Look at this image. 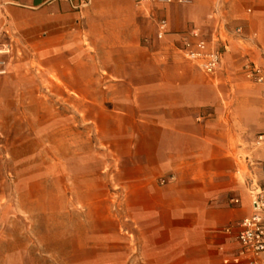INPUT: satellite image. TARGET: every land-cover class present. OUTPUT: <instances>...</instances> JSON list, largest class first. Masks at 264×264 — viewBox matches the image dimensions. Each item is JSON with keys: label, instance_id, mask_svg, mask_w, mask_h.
Returning <instances> with one entry per match:
<instances>
[{"label": "crops", "instance_id": "obj_1", "mask_svg": "<svg viewBox=\"0 0 264 264\" xmlns=\"http://www.w3.org/2000/svg\"><path fill=\"white\" fill-rule=\"evenodd\" d=\"M36 17L46 32L77 25L94 39L104 33V46L134 68L110 72L118 82L109 79L108 89L134 96L126 106L137 113L131 155L149 263L237 264L236 231L226 229L252 211L245 181L264 183V86L243 68L264 64V0H0V26L31 27ZM162 19L169 33L161 40ZM192 29L227 47L216 76L176 52ZM127 82L133 87H122Z\"/></svg>", "mask_w": 264, "mask_h": 264}, {"label": "rangeland", "instance_id": "obj_2", "mask_svg": "<svg viewBox=\"0 0 264 264\" xmlns=\"http://www.w3.org/2000/svg\"><path fill=\"white\" fill-rule=\"evenodd\" d=\"M30 24L0 26V264H150L134 96L108 89L134 68L102 32Z\"/></svg>", "mask_w": 264, "mask_h": 264}, {"label": "built area", "instance_id": "obj_3", "mask_svg": "<svg viewBox=\"0 0 264 264\" xmlns=\"http://www.w3.org/2000/svg\"><path fill=\"white\" fill-rule=\"evenodd\" d=\"M147 1L174 2V0H137L139 4ZM187 1L178 0L180 3ZM168 33L167 20H160L158 39H165ZM174 48L185 60L212 77L220 71L223 52L227 49L225 45L220 44L219 40H208L199 29H192L181 34L180 41ZM243 68L253 82L264 86V64L249 60ZM166 182V179H162V183ZM245 187L250 197L252 211L226 231L228 233L236 231L238 250L235 263L264 264V183H261L258 176H253L245 181ZM234 203L238 204L239 199L235 198Z\"/></svg>", "mask_w": 264, "mask_h": 264}]
</instances>
